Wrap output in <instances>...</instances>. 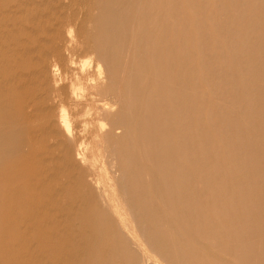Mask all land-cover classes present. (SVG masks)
Listing matches in <instances>:
<instances>
[{"label":"bare ground","instance_id":"1","mask_svg":"<svg viewBox=\"0 0 264 264\" xmlns=\"http://www.w3.org/2000/svg\"><path fill=\"white\" fill-rule=\"evenodd\" d=\"M101 1L94 24L95 46L92 48L90 45V56L82 61L84 66L90 67L89 70L92 68L87 75L89 78L85 76L87 80L80 75H73L75 72L72 76L63 75L57 62L52 68L49 67L50 56L41 54L42 49L38 51L31 47L35 43H47L44 38L35 35L40 25L28 21L26 17L30 14L28 11L32 5L24 13V21L31 23L25 26L28 27L24 29L25 41L14 37L11 44L14 43L19 49L12 50L10 56L12 60L18 54L26 53L29 59L22 61L24 57L17 56L22 62L18 65V73L12 75L3 70L4 65L11 60L8 61L7 55L0 56V127H14L15 134H23V129H28L30 136V143L23 147L25 153L17 156L14 162L4 164L5 167L0 165L1 176L8 178L6 182H0V264H63L64 230L60 229L57 212L60 211V204L72 192H77L89 205L98 209L100 207L102 216L103 210L112 216L113 219L106 223V228L112 229L120 253L130 256V264H159L157 261L161 264H212L205 259V254H200L199 242H202L203 249L209 245L212 248L210 251L218 255L220 261L217 264H229L225 261L227 257L234 260L233 264H264V57L260 55L262 64L258 68H252L249 61H244L238 54L239 49L247 48L256 33L264 39V0H261L260 10L257 9L259 0H252L250 17L235 8L238 12L234 19L240 24L246 22V27L244 34L240 33L243 41L238 43V31H233L234 28L231 29L229 25L230 30H227L228 35L225 36L227 49L225 50V45H218L221 49L219 59L226 65L224 69L222 66L217 67L215 56L206 51L210 43L206 35L208 31L195 19L200 23L196 21L195 24L199 36L195 47L189 39L188 19L179 17L181 14L178 13L181 47L176 56L185 67L198 57L200 66L198 80L196 77L191 78L188 83L179 81V85H176L178 95L173 88L168 90L164 86L163 81H168L169 73L171 74L174 54L164 48L158 31L162 24L165 25L164 28H169L171 6L178 0H166L163 10L150 6L155 0ZM220 1V6L218 4L216 9L222 13V18H226L224 12L228 11L224 10ZM186 3L195 14L206 12V0H186ZM57 14L62 16L61 13ZM213 15L208 19L213 30L221 37L220 28L223 32L224 27H220ZM28 16L31 17L32 14ZM8 19L10 20L9 17ZM226 24L228 23L224 25ZM65 27L63 24L61 28ZM88 27L90 28V24ZM56 28L59 29V26ZM58 29L47 33L45 31L46 36L52 41L61 38ZM73 32L74 29L68 32L70 37ZM87 32L86 38L89 35ZM216 39V42L220 41ZM79 41L78 44H81V40ZM64 48L66 52L70 51L69 45ZM249 49L254 55V51ZM132 52L134 62L130 64ZM160 55L163 62L166 60L168 68H164V75L160 74L159 77L156 69ZM74 57L75 55L70 58L72 66ZM127 67L134 68L136 72L131 70L127 73ZM29 68H33V76L28 74ZM189 69L192 71V68ZM247 75L250 78H246ZM63 78L70 84L67 95L70 93L68 99L75 109L70 110L67 106L60 105L58 114H55L52 107L36 106L38 102L34 95L38 92L31 85L43 84L42 82L50 79L53 88H58ZM198 81L208 90L207 94L204 91L202 98L198 94ZM164 91L167 93L166 98L161 97ZM57 93L51 95L54 103L57 102ZM216 100L221 101L223 107H213L211 103ZM82 106L85 108L79 110ZM91 106L95 111L92 112ZM158 107L162 109L160 113L156 112ZM137 111L141 113L137 114ZM86 115H90L95 121L116 120L109 124L106 121V125L105 121H100V125L97 122L99 130L93 136L95 148L104 152L103 159L113 174L110 180L113 181L115 192L111 193L103 179L98 177L99 173L95 169L96 163L98 164L97 155L95 154L97 158H90L86 153L89 150L83 148L84 144L78 141L79 136L74 133L76 129L73 131L74 123L71 120H85L88 118ZM141 115L146 134L135 140L139 155L141 154L138 164L144 159L154 168L151 175L161 173L164 176L157 188L165 196V203L176 221L173 224L179 225L178 232L174 234L171 232L172 224H169L168 229L155 239L146 237L143 229L146 223H143V228L142 224L139 226L138 212L135 214L136 211L134 213L124 196L120 195L122 191L123 195L127 193L128 186H123L130 176L131 157L126 154L121 158L119 151H116L118 149L115 150L116 143L113 144L114 147L109 141L111 135H119L118 131L122 130V126L127 127V120H138ZM18 118L24 123L13 126L12 120ZM159 139L163 140L160 152L156 146ZM2 147L0 143V156L5 155ZM89 149L93 150V147ZM8 153L13 156L12 152H6ZM88 153L93 155V151ZM122 161L127 169L121 167ZM142 173L145 174L144 170L141 172L138 166L130 180L142 181L139 179ZM138 185L142 188L141 184ZM217 230L221 232L216 236ZM64 264H81V259L75 253L74 259H69Z\"/></svg>","mask_w":264,"mask_h":264},{"label":"rangeland","instance_id":"2","mask_svg":"<svg viewBox=\"0 0 264 264\" xmlns=\"http://www.w3.org/2000/svg\"><path fill=\"white\" fill-rule=\"evenodd\" d=\"M13 1H14V3H13ZM58 1H60V2H58ZM194 1L198 2L200 0H198V1L194 0ZM219 1L220 0H206V2H207V6H205L206 12L205 13L199 12L198 14H195L192 11H190V9L186 3V0H178L177 3H174L171 6V13L170 14H172V16L168 17V23L169 22L171 23V24H169V28H167V29L164 28L165 27L164 24L159 25V28H158V31L160 32L159 39L162 41V43H164L163 44L164 48L171 50L172 55L174 54L172 56V70L170 71L171 74L169 73L168 81L166 80L163 82L165 83L164 86L168 90H170L172 88H173L172 89L173 91L176 90V92H175L176 95H178L177 94V92H178L177 87L178 86H176V85H179V83H180L179 81H182L183 83H188V81L191 78L197 77L196 78L197 80H198V78H200V72H199L200 66H199V58L198 57H195L193 59V61L190 63V65L187 66L188 67L187 68V67L181 65V61L176 56V54H178L180 52V47H181V39L179 36L180 20L178 18V13L181 14L179 17L183 16L186 19H188V22H189V27H188L189 39L192 41V44L195 47H196L198 39H199L197 30L195 27L196 21L198 20L201 24L198 21L197 22L200 25H203L202 27L206 31H208L206 35H207V39H208V41H210V43H208V42L207 43L210 46L207 45L208 47H206V49H208V50H206V51H207V53H209V55L215 56L214 61L217 65V67L221 68V66H222V69H224L226 67L225 63L223 61H220V59H219L220 54H221V49L219 48V46L226 44L225 36L228 35L227 30H230V28L231 29L234 28L233 31H238L237 32L238 34L236 37L237 42L239 43V42L243 41V39L240 36V33L243 32V34H244L246 22L240 24L234 18H237L236 13L238 11H241V10L244 11L245 16L250 17L251 12L249 11V9H251V6L253 4L252 0H247V3H244L245 0H231L232 1L231 3H230V0H221L220 1L221 5L225 8L224 10L228 11L227 13L224 12L226 14V16H225L226 18H222V16H221L222 13L219 11V9L218 10L216 9V6L218 4L220 6ZM22 2H23V4H22ZM93 2H94V4H93ZM46 3L48 6H46ZM234 3H236L237 5ZM51 4L56 9L53 7L54 8V10H53ZM101 4H102L101 0H63V1H61V0H0V28H1L0 29V39H1L0 40V56L1 55H7V57H9L8 61L11 60L10 59L11 51L19 49V48H16L14 43L11 44L14 37L20 38L21 40L25 41V33H24L25 30L24 29H27L28 27H25V26H27L28 23L29 24H31V23L30 22L27 23L24 21V18L26 16V14H24V13L27 12L32 7L30 9L31 11L30 10L28 11V12H30V14H32V16L29 17L28 15H30V14L27 13L28 15L26 17H28V21L31 20V22L41 26V28H40V26H39V28H37L36 32L34 29H33V31L35 32V35L37 34L41 38H44V40H46V42L48 44L43 43L40 45L38 43L37 44L35 43V44H32L31 47L37 48L38 51H41V49H42L43 52L41 54L44 53V55L51 57V58L49 57V59L51 61L50 62L51 66L49 65V67L52 68L53 65L58 63V65L61 66L60 71L63 75H66V74L69 75L70 74V76H72V74L75 72L73 75L77 74V76L80 75V77H82V78H85V76H86V78L88 79L89 76L87 77V75H89V71H92V68L89 70L90 67L84 66L82 61L86 60V58H88L90 56V52L92 51L90 45L92 46V48L95 46V42H94L95 39L94 38H95L96 32H95V25L94 24L97 21L98 14H99V8H100ZM165 4H166V0H157V1L155 0L154 3L153 2L150 3V6H154L156 9L159 8L160 10H163L165 7ZM243 4H247V5H243ZM43 5H45V6H43ZM228 5H229V8H228ZM21 6L22 7L24 6V7L22 8ZM28 6H31V7L29 8ZM38 6L39 7L41 6V7L38 8ZM226 6H227V8H226ZM42 7L44 9H42ZM49 7H51V9ZM261 7H262V2H261V0H259V4L257 5V9L260 10ZM235 8H237L236 10H238V11H236ZM11 9L13 12L11 11ZM33 9H36L37 12H36V10H33ZM18 10H20V11H18ZM4 11L6 14H4ZM7 11L9 14L7 13ZM16 11H18V14ZM53 11H55V12H53ZM67 11L70 13H67ZM209 11H210V13H209ZM49 12H50V15H49ZM10 13L12 15H10ZM57 13H61L62 16H60V14L58 15ZM211 14H214L213 15L214 19L217 23L220 24V27L221 26L224 27L223 29L225 31H223V32H222V29L220 28V31L222 33L221 37H219V34L217 32H215V30H213L214 28L211 25V21H210V19H208V18H210L209 16H211ZM228 15H229V18L227 17ZM86 16H88V18ZM8 17L10 18V20L8 19ZM13 17L16 19H14ZM220 18H222V19H220ZM21 19H23V20H21ZM60 19H61V21H60ZM195 19H197V20L195 21ZM224 19L226 20V22ZM11 20H14V21H11ZM17 20H18V22H17ZM63 20H67V21H63ZM202 20H205V22ZM53 21L55 23H58V24H54ZM235 22H236V24H235ZM204 23H206L208 25H204ZM225 23H228V24L224 25ZM263 23H264V21H263ZM63 24H64V27L66 26L67 28L65 27L64 29H62ZM89 24H90V28L88 27ZM57 25L59 26L60 30L58 28H56ZM74 25H76V27ZM227 25H228V27H227ZM229 25H230V28H229ZM9 26H11V27H9ZM175 27L177 29V32H176ZM29 28H31V25ZM88 28H89V30H87ZM57 29L60 31L61 38L63 40L61 38H59L56 40L53 39L55 41H52V39H50L49 36L48 37L46 36L47 31L52 32L51 30L54 31ZM73 29H74V32H73L74 34H72L73 36L70 37L68 32H70ZM79 30H80V32H79ZM12 31H14V33H16L17 35L16 34L14 35V33ZM45 31H46V33H45ZM85 31L86 32L89 31V32H87V35L89 34L87 38L85 36V33H86ZM165 31H167L168 33L166 34ZM177 34H178V36H177ZM170 37H171V39H170ZM216 38H218V39H216ZM215 39L217 41L220 40L221 43H219L220 41L216 42ZM5 40H7V41H5ZM64 40L66 43H64ZM79 40H81V42L84 43V44L81 43L82 47H80L81 44H78V43H80ZM82 40H85V41H82ZM216 43H218V44H216ZM65 45H69V48H70L69 52L65 51V48H64ZM84 47L86 48L87 52H85V50H83ZM77 48H78V50H77ZM249 48H251L254 51V55L250 52ZM47 49H48V51H47ZM81 49H82V51H80ZM192 49H194V48H192ZM226 49H227V45H225V50ZM147 52H148V49H147ZM57 53H59V54H57ZM60 53H61V55H60ZM73 54L75 55V57H74L75 61L73 62V66H72V60H71L72 58L71 57L74 56ZM238 54H240L243 57L244 61H249L248 63L251 65L252 68H255V67L258 68L262 64L261 60H260V55H261V57L262 56L264 57V39L259 34L256 33L253 36L252 41L250 43H248L247 48L239 49ZM25 55L24 54H18L17 56H20V57L23 56L24 58H22L23 59L22 61H27L29 59L28 58L29 55H27L26 53H25ZM132 55H133V52L131 53L130 64H132V62H134L133 61L134 55L133 56ZM257 55L259 58L257 57ZM17 56H15L11 60V62L4 65L3 70L5 72L11 73L12 75H15L16 73H18V65L22 61ZM57 56H58V58H57ZM54 57L56 58V60ZM60 58H62V59H60ZM58 59L62 60V61L59 63ZM63 59H64V61H63ZM159 59H160V61L158 60L159 66L156 69V72H157L158 76L160 74L162 76V75H164V72H165L164 68L166 69L168 67H166L167 66L166 60L164 59V62L162 61V55L159 56ZM69 60H71V62ZM133 65H135V64L133 63ZM223 65H224V67H223ZM85 67H87V70ZM189 67L192 68V71L189 69ZM131 70L134 73L136 72V70L134 68H130V69L128 67L126 68L127 73L131 72ZM27 72H28V74H31L32 76L34 75L33 68H29ZM151 72L152 73L154 72L152 66H151ZM177 75H179V76H177ZM189 75H190V77H188ZM246 78H250V77L247 75ZM42 83L43 84L39 83V85H37V84L31 85L33 90L38 92L36 95H34V97H37L36 102L39 103V104L36 103V106H38V107L47 106V108L52 107L55 110V114H58V111H59L58 106H60V105H65L70 110L75 109L74 105L72 103H70V99H68L70 93L67 95V92H70V91H68L70 88L69 87L70 84L66 78H63V82L59 86L60 88L59 87L53 88L50 79L45 81V82H42ZM198 83L200 85L198 94L202 98V95H204V93H205L204 91H206V94H207L208 90L204 87V84H202L200 81H198ZM41 88L43 91L41 90ZM63 90H64V92H63ZM39 91H40V93H39ZM52 91L54 93H52ZM41 93H42V95H41ZM56 93H57V95H56L57 96V102L54 103L51 101V95L56 94ZM166 95H167V93H166V91H164L161 97L166 98ZM38 98H40V99H38ZM47 99H49V100L47 101ZM49 101H50V103H49ZM44 102H46V103H44ZM211 105H213V107H218V106L221 107L223 104L221 103V101L216 100L214 103H211ZM56 107H57V109H56ZM40 108L38 110H40ZM84 108H85V106H82V107H80L79 110H82ZM90 108L92 109V112L95 111V108L93 106H91ZM56 110H57V113H56ZM117 110L119 111V107H117ZM160 111H162V109H159V107H158L156 112L160 113ZM35 113H38V112H35ZM139 113H141V112L137 111V114H139ZM86 117H88V116L86 115ZM141 118H142V115L140 118H137L138 120H127L126 121L127 127L122 126V130L118 131L119 135L118 136L111 135L110 136L111 140L109 139V141H110V144L112 146H114L115 145L114 143H116V147L115 146L114 147H115V150L118 149L116 151L117 152L119 151V153H120L119 155L121 156V158L124 157L126 154H128L131 157L130 159H131L132 164L129 166L130 170H131L130 176H129V178L126 179V183H125V181L122 182V186L125 183V185L123 186L124 188H125V186H128L126 188L127 193H124V195H123V191H122V192H120V195H122V197L124 196L123 198H125L129 207H131L130 209L131 210L133 209L132 211L134 213L136 211L135 214H137V212H138L137 220H138L139 226L142 224L141 227L143 228V223H146V224H144L145 227L143 228L145 234H147L146 237L148 239H152L151 237H153V239H155L156 236L160 237V235H161L160 233H162L166 229H168L169 224H172L171 232H173L174 234L176 232H178L177 229H178L179 225H176V223L173 224L176 221L173 220L174 218L171 214V211H170L169 207L167 206V204L165 203V196H164V194L160 193V191L157 188L163 182L164 176L161 173H158L157 175L153 173L151 175V172L154 171V168H153V166L150 167V164L147 163L144 159L142 160V162H140L138 164V157L140 158L141 154L139 155L138 145L136 144L135 140H138V138L140 136L144 137L146 134L145 128H144V123H143V120H141ZM100 121H98V120L95 121V120L91 119L90 115L85 120H71V122L74 123V127L72 126L73 131L76 129L74 131V133L78 134V136H79L78 141H80L81 144H84L83 148H86V150H89L90 152L93 151V155H89V153H88L89 151L87 152L85 150L87 155L90 158L92 156L96 157V155H97L98 158L97 157L96 158L98 159V164L96 163L95 169L97 171V174L99 173L98 177H101L103 179V182L106 185V188L109 189V191L112 193V192H115V191H113L114 188L112 187L113 181L110 180L113 177V174H111L112 173L111 169L107 167L108 165L106 164L105 160L103 159L104 152L97 150V148H95L96 143L94 142L95 140L93 137V136H95L94 134H96L99 130L97 126L100 125L101 122H103V121L106 122L107 120H102L101 122ZM115 121L116 120H108L107 122L109 124V123L115 122ZM12 122H13V126H16V125L20 126L22 123H24L23 120H19V118L17 120L13 119ZM97 122L99 123L98 125H97ZM107 122L104 124L106 125ZM14 124H16V125H14ZM26 127L28 128L29 126L26 125ZM15 130L16 129L14 127H12V128L0 127V143L3 145V147L1 149L5 153L4 156H0V165L3 164L2 167H5L4 164H6V163L14 162L16 160L17 156L25 153L26 150H23V147L26 144L30 143L29 142L30 140H28V138L30 137L27 133L28 129L27 130L23 129V134H15L14 133ZM1 132H3V133H1ZM79 132H82V133H79ZM127 132H129V133L127 134ZM123 141L125 142V144ZM85 143H86V146H85ZM11 145H13V146H11ZM156 146H157V150L160 152L161 148L163 146V140H161V139L157 140ZM90 147H91V149L93 147V150H90L89 149ZM3 151H2V154H3ZM98 151H99V153H98ZM6 152H12L13 156L10 155L9 153L6 154ZM122 152H124V153H122ZM102 153H103V155H102ZM99 160H100V162H99ZM121 164H122L121 165L122 168L127 169V166L123 161ZM138 166H139L141 172H143V170H144L145 174L142 173V176L139 177V179L140 180L142 179V181L132 182L130 180V177L134 176V174L136 172V168ZM99 168H102V169H99ZM0 169H1V167H0ZM100 171H101V173H100ZM13 175H15V174H13ZM10 177H11V175L9 176V178ZM6 180H8V178L3 177L0 174V182L3 183V182H6ZM138 184H141L142 188H140ZM137 190H138V192H137ZM76 193L77 192L70 193V196L67 199H64V201L60 204L59 209H58L60 211L57 212V215H58L57 221L60 222V229L64 230L63 237H62V242L65 245V250L63 253V255H64L63 256V264L66 263L69 259H70V261H72L74 259L75 253H77V257L81 259V264H126V263L130 264V259H129L130 256H125L122 253H120L121 252L120 247H119V244L114 237L112 229L108 230L106 228V223L108 224V222L109 223L111 222V219H113L112 216L106 210H103V216H102L100 214V211H101L100 207L98 209V207H93V206L89 205L88 202H86V200H83ZM125 194H127V197L125 196ZM127 199L129 200V202ZM132 204H134V205H132ZM62 206L65 209H63ZM143 220L145 222H143ZM146 229H147V231H146ZM220 232H219V230H217L215 232V235L217 236ZM206 244H207V242H206ZM199 245H200V250H199L200 254L201 255L205 254V259L211 261L212 264H217V261H220V258L218 259V255L216 253L210 251L212 248L210 249L209 245H206V247L204 249L201 247L202 242H199ZM118 254H120V255H118ZM133 256H135V255H133ZM106 260H107V262H106ZM225 261L229 264H233V262H234V260L230 257L229 258L227 257V259H225ZM157 263L161 264L160 261H157ZM139 264H141V263H139Z\"/></svg>","mask_w":264,"mask_h":264}]
</instances>
